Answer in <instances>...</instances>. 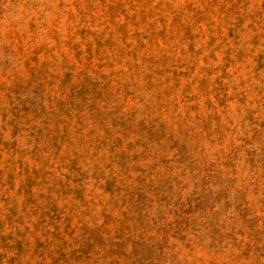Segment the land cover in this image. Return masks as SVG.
<instances>
[{"label": "rangeland", "instance_id": "374dc122", "mask_svg": "<svg viewBox=\"0 0 264 264\" xmlns=\"http://www.w3.org/2000/svg\"><path fill=\"white\" fill-rule=\"evenodd\" d=\"M0 264H264V0H0Z\"/></svg>", "mask_w": 264, "mask_h": 264}]
</instances>
